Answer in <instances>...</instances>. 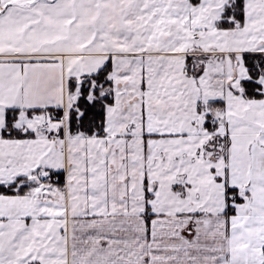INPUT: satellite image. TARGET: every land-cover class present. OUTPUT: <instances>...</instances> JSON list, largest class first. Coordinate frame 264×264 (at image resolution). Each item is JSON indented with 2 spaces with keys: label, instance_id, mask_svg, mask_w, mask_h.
<instances>
[{
  "label": "snow or ice",
  "instance_id": "1",
  "mask_svg": "<svg viewBox=\"0 0 264 264\" xmlns=\"http://www.w3.org/2000/svg\"><path fill=\"white\" fill-rule=\"evenodd\" d=\"M0 264H264V0H0Z\"/></svg>",
  "mask_w": 264,
  "mask_h": 264
}]
</instances>
